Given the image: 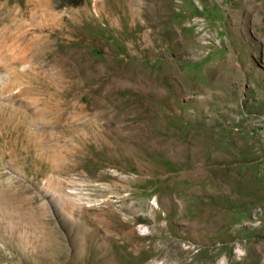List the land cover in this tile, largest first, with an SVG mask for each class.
<instances>
[{
  "label": "rangeland",
  "instance_id": "1",
  "mask_svg": "<svg viewBox=\"0 0 264 264\" xmlns=\"http://www.w3.org/2000/svg\"><path fill=\"white\" fill-rule=\"evenodd\" d=\"M89 261L264 264V0H0V264Z\"/></svg>",
  "mask_w": 264,
  "mask_h": 264
},
{
  "label": "bare ground",
  "instance_id": "2",
  "mask_svg": "<svg viewBox=\"0 0 264 264\" xmlns=\"http://www.w3.org/2000/svg\"><path fill=\"white\" fill-rule=\"evenodd\" d=\"M180 192V191H179ZM178 192V193H179ZM188 197V196H187ZM167 208V207H166ZM169 208V207H168ZM175 208V207H174ZM207 208V207H206ZM177 209V208H176ZM188 210V209H187ZM193 210V209H192ZM174 211V210H173ZM172 211V212H173ZM191 211V210H190ZM160 212V210H159ZM158 213V212H157ZM168 213V212H166ZM158 215V214H157ZM168 215H171L172 214H169ZM5 216V215H4ZM161 216V215H160ZM167 216V215H165ZM162 217V216H161ZM159 218V216H158ZM164 219V218H163ZM169 220V219H168ZM26 230V229H25ZM163 238V237H162ZM171 241V240H170ZM164 245H154L153 242L149 243V244H141V246L138 248L137 250V255L138 257L141 259V261L143 262L145 259L149 258V257H153V256H156V255H159V254H166L168 252V248H169V241H163L162 242ZM177 243V242H176ZM174 250V249H173ZM84 264H94L93 262L89 261V262H86Z\"/></svg>",
  "mask_w": 264,
  "mask_h": 264
}]
</instances>
